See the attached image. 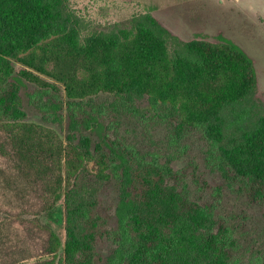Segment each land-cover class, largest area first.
Returning <instances> with one entry per match:
<instances>
[{"label":"trees","instance_id":"trees-1","mask_svg":"<svg viewBox=\"0 0 264 264\" xmlns=\"http://www.w3.org/2000/svg\"><path fill=\"white\" fill-rule=\"evenodd\" d=\"M257 89L240 46L183 39L151 12L87 30L69 0H0V264H242L239 212L264 204ZM113 111L156 118L177 150L142 149L105 123ZM193 131L206 163L189 159Z\"/></svg>","mask_w":264,"mask_h":264},{"label":"rangeland","instance_id":"rangeland-1","mask_svg":"<svg viewBox=\"0 0 264 264\" xmlns=\"http://www.w3.org/2000/svg\"><path fill=\"white\" fill-rule=\"evenodd\" d=\"M72 8L85 19L87 30L99 26L122 21L133 15L151 12L172 32L183 39L195 37L209 38L214 41L229 40L240 46L254 61L258 75L257 96L264 101V0H69ZM34 86L25 83L22 95L24 107L28 113L27 120L41 123L42 114L30 102L28 92ZM114 95L105 94L97 97V103L107 104ZM109 112V110H107ZM106 112V113H107ZM115 112L106 114L105 123L117 133L127 136L142 149L160 151L167 149L175 152L177 147L169 146V128L150 115L130 114L115 118ZM65 116V114H64ZM118 119L120 120L119 122ZM66 119H63V122ZM121 123V124H120ZM62 132L59 123H48ZM120 125V126H119ZM115 131V132H116ZM194 152L189 159L196 156L198 160L207 159L209 143L200 132L189 134ZM165 150H163L164 152ZM177 166L187 163L188 151L185 150ZM206 163V160H205ZM207 165V166H206ZM210 174L224 182L216 171L206 164ZM93 162H90V167ZM104 195L109 212H113L118 201V188L115 180L107 182ZM251 204V203H250ZM252 205V204H251ZM244 212H239L238 225L239 248L237 257L242 264H264V204L249 206L243 203ZM243 207H237L240 211ZM238 218V212L234 213ZM242 218V219H241ZM42 221L49 222L45 214ZM243 220V221H242ZM237 222V221H236ZM62 236L65 239V230ZM64 246L57 254L58 259H64ZM51 255L40 254L25 260L33 262L48 258ZM23 262V263H24Z\"/></svg>","mask_w":264,"mask_h":264}]
</instances>
